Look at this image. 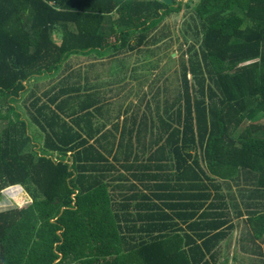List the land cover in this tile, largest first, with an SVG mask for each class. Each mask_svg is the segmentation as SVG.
Returning a JSON list of instances; mask_svg holds the SVG:
<instances>
[{
    "label": "trees",
    "instance_id": "1",
    "mask_svg": "<svg viewBox=\"0 0 264 264\" xmlns=\"http://www.w3.org/2000/svg\"><path fill=\"white\" fill-rule=\"evenodd\" d=\"M187 7L194 41L165 54L179 61L173 100L150 85L142 121L137 109L108 128L78 124L102 109L92 92L59 81L38 95L37 80L73 54L166 35L182 4L0 0V197H29L0 210V264L218 263L235 227L225 185L264 187V0Z\"/></svg>",
    "mask_w": 264,
    "mask_h": 264
},
{
    "label": "crops",
    "instance_id": "2",
    "mask_svg": "<svg viewBox=\"0 0 264 264\" xmlns=\"http://www.w3.org/2000/svg\"><path fill=\"white\" fill-rule=\"evenodd\" d=\"M197 1L174 0L175 7L183 6L180 11L182 19H185L186 12H190L188 3ZM171 15L165 21L173 19ZM158 33V30L149 33L147 39L134 50H131V45H137L138 40L135 35H131L127 41H114L113 45L100 51L73 54L60 65L58 75L43 76L37 80L41 88L36 92L41 95L59 81L62 87H80L79 92L84 97L92 92L95 103L102 109L95 111L94 116L79 119L78 124H108V128L111 124H133L137 109L139 123L144 111L142 97L150 90V85L143 83L147 82V77L166 71V65L174 66V63L180 75L179 61L167 58L160 50L161 35ZM155 35H158L157 39L150 42ZM133 97H139L141 105L138 106L137 102L130 109ZM252 178L254 181V176ZM251 184L237 179L225 185L224 192L232 204L230 224L235 227L222 239L217 251L220 258L215 264H264V219L261 217L264 214V187ZM250 208L257 210L253 216Z\"/></svg>",
    "mask_w": 264,
    "mask_h": 264
},
{
    "label": "rangeland",
    "instance_id": "3",
    "mask_svg": "<svg viewBox=\"0 0 264 264\" xmlns=\"http://www.w3.org/2000/svg\"><path fill=\"white\" fill-rule=\"evenodd\" d=\"M181 12L172 14L171 17H173V19L164 22L162 29L164 32H166V35L163 36L161 35V40H159L160 50L164 52V55L166 54L167 56H170L171 53L174 54L172 55L173 58L179 57L181 52L186 48L184 45L185 41L188 42L194 41V33L188 30L189 27L193 26V20L191 18V15L189 12L188 13L186 12V17L185 19L183 18L184 19L183 20L182 17H180ZM169 59L172 58L169 57ZM177 69L178 66L176 63H174V66L166 65L165 67L166 72L164 75L162 73L160 74L157 73V75H153V76L149 75V78L147 77V82H143V83H148L149 85H153L155 86V90L158 89L161 91L162 105H163L162 101L164 100L165 96H168L170 98V101H172L174 95H176V90L178 89V85H179V79L177 80V78H179ZM167 70H169V72H167ZM166 87L168 88V91L165 90ZM166 93L168 94L166 95ZM131 102L133 104L131 107H133L135 104L137 105V102L139 103L138 106L141 105V100L139 97H133ZM155 102L156 101L152 99L153 106L154 105L156 106ZM146 106L147 105L145 104L144 101L142 103V107L144 111H148V108ZM25 192L26 191L23 190V194H22L21 187L19 186H13L8 189H5L3 191L2 197H0V210H5L13 206H25L28 203L27 200H29V197ZM20 196L22 197V199H19ZM23 197H26L27 200L23 201ZM223 258L224 256L222 257V259Z\"/></svg>",
    "mask_w": 264,
    "mask_h": 264
},
{
    "label": "water",
    "instance_id": "4",
    "mask_svg": "<svg viewBox=\"0 0 264 264\" xmlns=\"http://www.w3.org/2000/svg\"><path fill=\"white\" fill-rule=\"evenodd\" d=\"M164 3L171 5L174 3V0H163Z\"/></svg>",
    "mask_w": 264,
    "mask_h": 264
}]
</instances>
